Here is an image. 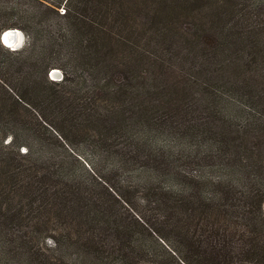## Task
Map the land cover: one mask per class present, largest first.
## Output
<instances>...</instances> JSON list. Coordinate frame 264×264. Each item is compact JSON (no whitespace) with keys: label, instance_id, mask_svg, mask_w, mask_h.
<instances>
[{"label":"trees","instance_id":"16d2710c","mask_svg":"<svg viewBox=\"0 0 264 264\" xmlns=\"http://www.w3.org/2000/svg\"><path fill=\"white\" fill-rule=\"evenodd\" d=\"M7 28L0 264H264V0H0Z\"/></svg>","mask_w":264,"mask_h":264},{"label":"rangeland","instance_id":"374dc122","mask_svg":"<svg viewBox=\"0 0 264 264\" xmlns=\"http://www.w3.org/2000/svg\"><path fill=\"white\" fill-rule=\"evenodd\" d=\"M18 30H20L22 33L23 31L19 28H17ZM23 42L20 46V48H22L23 46H25L27 39L25 34L23 33ZM19 48V49H20ZM10 50V48H9ZM58 70V72H55L52 74V71H56ZM61 71L57 68H53L49 71L48 76L50 79H54V80H59L58 77H60ZM52 78H51V76ZM62 76V74H61ZM160 243H162V241L160 239H158ZM50 244V242H48ZM52 245V244H51ZM168 258V255L166 253V248L160 246L158 243L154 242L153 240H148L147 242V246L145 249V255L142 259L138 258L137 262L139 264H166V260Z\"/></svg>","mask_w":264,"mask_h":264},{"label":"bare ground","instance_id":"6f19581e","mask_svg":"<svg viewBox=\"0 0 264 264\" xmlns=\"http://www.w3.org/2000/svg\"><path fill=\"white\" fill-rule=\"evenodd\" d=\"M5 44L11 48L17 47V45L22 44L23 36L20 31H12L7 34L4 38Z\"/></svg>","mask_w":264,"mask_h":264},{"label":"water","instance_id":"95a60500","mask_svg":"<svg viewBox=\"0 0 264 264\" xmlns=\"http://www.w3.org/2000/svg\"><path fill=\"white\" fill-rule=\"evenodd\" d=\"M17 30H18L17 28H7V29L3 30V31L0 33V41H1V43H2L4 46L10 48L11 50H17V49H19L20 46H21V44H20V45L18 44L17 47L11 48V47H9L8 45L5 44L4 38H5V36H6L7 34H9L10 32H12V31H17ZM18 31H20V30H18ZM20 32H21V31H20ZM21 34H22V36H23V33H22V32H21ZM23 38H24V37H23ZM55 72H58V73H59V71L56 70V71H52V74L55 73ZM60 75H61V74H60ZM50 76H51V75H50ZM51 78H52V76H51ZM52 79H53V78H52ZM53 80H54V79H53ZM263 210H264V205H263Z\"/></svg>","mask_w":264,"mask_h":264},{"label":"built area","instance_id":"2783aa9c","mask_svg":"<svg viewBox=\"0 0 264 264\" xmlns=\"http://www.w3.org/2000/svg\"><path fill=\"white\" fill-rule=\"evenodd\" d=\"M62 76L60 75V77H58V79H60Z\"/></svg>","mask_w":264,"mask_h":264}]
</instances>
